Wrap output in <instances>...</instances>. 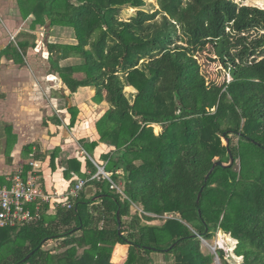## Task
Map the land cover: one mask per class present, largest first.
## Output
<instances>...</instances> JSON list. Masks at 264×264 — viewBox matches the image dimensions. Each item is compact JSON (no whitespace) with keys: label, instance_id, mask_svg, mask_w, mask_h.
Instances as JSON below:
<instances>
[{"label":"trees","instance_id":"16d2710c","mask_svg":"<svg viewBox=\"0 0 264 264\" xmlns=\"http://www.w3.org/2000/svg\"><path fill=\"white\" fill-rule=\"evenodd\" d=\"M156 2L148 11L146 0H18L34 26L49 19L74 29L77 44L47 43L51 68L71 94L92 87L93 100L109 104L96 121L99 141L110 146L101 164L125 182L122 194L91 181L94 196L83 190L72 208L48 214L46 205L32 223L0 227V264H162L159 255L213 264L200 238L218 231L236 242L234 263L217 249L225 264H264V9L234 0ZM126 7L136 15L122 18ZM209 45L231 81H207L197 54ZM69 111L74 126L79 109ZM82 143L91 155L99 144ZM59 151L50 154L55 169ZM217 161L225 166L206 181ZM87 165L97 172L89 158ZM63 167L67 179L85 176L77 157ZM133 204L148 213L147 224L131 216ZM118 244L129 247L123 262L112 260Z\"/></svg>","mask_w":264,"mask_h":264},{"label":"crops","instance_id":"0c3cea01","mask_svg":"<svg viewBox=\"0 0 264 264\" xmlns=\"http://www.w3.org/2000/svg\"><path fill=\"white\" fill-rule=\"evenodd\" d=\"M34 19L33 14L27 18L22 16L18 0H0V178L4 181L18 172H23L26 177L28 172L35 169L44 192L51 196V201L44 202L41 210L48 205V214H54L58 209L57 202L68 195L76 179L94 174L87 165V158L97 163L104 162L102 155L110 150V146L99 141L96 121L108 110L109 104L95 102L97 108L102 105L105 111L90 120L89 124L88 119L83 120L82 101L73 95H79L80 90L95 94V90L82 87L76 94H71L58 73L51 68L47 48L48 42L77 44L74 30L63 26L51 27L49 19L43 25L34 26ZM59 33L62 38L58 37ZM12 36L15 38L12 39ZM20 43L24 44V50ZM73 60H61L60 64L63 66L62 62L72 63ZM58 97L65 98V102ZM70 107L79 109L74 126L70 125L73 113L69 111ZM72 137L98 141L99 144L91 155L81 144L77 147L69 145ZM56 147H60V151L55 160V169L50 154ZM71 157H77L82 162L81 171L85 176L73 172L75 176L70 179L65 177L63 165ZM31 161L36 162L38 167L33 168ZM117 171L123 172L119 175H125L122 169ZM90 186L97 191L95 186ZM94 194L88 193L87 198ZM95 197L93 200L99 199ZM118 250L120 255L116 258ZM128 250L127 245L118 244L113 262H123Z\"/></svg>","mask_w":264,"mask_h":264},{"label":"built area","instance_id":"2783aa9c","mask_svg":"<svg viewBox=\"0 0 264 264\" xmlns=\"http://www.w3.org/2000/svg\"><path fill=\"white\" fill-rule=\"evenodd\" d=\"M83 153L89 156L86 151H83ZM92 160L98 167L97 172L88 175V177L77 178L68 195L57 202V207L72 208L73 200L79 198L85 187L94 180L108 181L111 189H117L124 194L123 185L113 179V172L107 171L105 164ZM30 164L33 168L38 167L34 161H31ZM22 173L18 172L13 176H8L4 181L0 178V227H14L23 223L34 222L40 218L41 205L44 202L51 201V196L44 192L35 169L28 172L26 177ZM117 174H123V172L117 171ZM73 176H75V173H73ZM32 206H34V209H32ZM136 210L140 212V215L148 214L142 208L137 207Z\"/></svg>","mask_w":264,"mask_h":264},{"label":"rangeland","instance_id":"374dc122","mask_svg":"<svg viewBox=\"0 0 264 264\" xmlns=\"http://www.w3.org/2000/svg\"><path fill=\"white\" fill-rule=\"evenodd\" d=\"M147 4L146 6L143 7V9L148 10V11H153L154 9H156L157 6V2L156 0H146ZM238 3H242V4H246V5H252V6H258L260 8L264 9V2H262L261 0H234ZM256 1H258L260 4L256 3ZM137 8H131V7H126L122 13H121V17L124 19H129L131 17H133L134 15H136L137 13ZM74 30V29H73ZM60 38H62V34L59 33ZM15 37L12 36V39H14ZM69 39L72 37H68ZM198 60L202 66V72L204 73L207 81L209 82H216L218 84H222L225 81H231L232 80V76L228 73V71L223 67L222 63L219 60H215L216 56H215V51L213 49V47L211 45H209L204 51H200L198 54ZM66 63V64H65ZM69 63H71V61H67V62H62V64L64 65H69ZM63 65V66H64ZM94 89V88H93ZM127 96H129L131 99L135 98V95L137 93V90L132 87H126L125 89ZM91 92L89 90H85L83 92H81L80 90V94L79 95H73L75 99L79 98V100L82 101V115H83V120L84 119H88V124L91 122L90 120L95 119V117H97V115H100L103 111H105L104 106L100 105L99 108H97V106L94 104L95 101L93 100L94 97V92H92L91 94H93V96H91L90 94ZM60 101L65 102V98H61L58 97ZM104 105V104H103ZM93 107V108H92ZM97 109V110H96ZM95 111V112H94ZM86 123V122H84ZM86 123V125H88ZM154 131L156 134H159L162 130L161 126L158 124H154ZM78 137V136H77ZM71 142L68 143L70 144H74L75 147L80 146V144L83 146L82 140L83 139H76L73 138L70 139ZM239 141V138L234 137L233 138V142L235 144H237ZM94 163V162H93ZM239 168V167H237ZM122 185H124V179H122ZM94 187L87 185L84 189L85 192H87V194L89 193L90 195H92L93 193H95V191L93 190ZM139 207L136 204L132 205V209H131V216H138L141 220L143 224H147L146 221L143 219V217L139 214L140 212L136 210V208ZM164 218H160V219H156L153 221H150L149 224H162ZM224 238L225 242L224 245H221L220 243V239ZM236 246V242L231 239V237L229 235H225L222 231H218L217 234L211 238V239H206V238H200V247L201 250L205 253H212L215 254V260L213 264H225V261L222 260L219 255H217V249H223L226 252V258L229 262L234 263V253H233V248H235ZM160 255L157 257V260L162 263V264H171L172 261H174L173 256H171V258L169 259L170 256H161ZM166 260V261H165Z\"/></svg>","mask_w":264,"mask_h":264},{"label":"water","instance_id":"95a60500","mask_svg":"<svg viewBox=\"0 0 264 264\" xmlns=\"http://www.w3.org/2000/svg\"><path fill=\"white\" fill-rule=\"evenodd\" d=\"M230 155H231V160L234 161V158H233V156L231 154V150H230ZM216 166H225V164L222 161H217L215 163V165L212 167V169L209 171V173L206 175V178H205L206 181L209 179V177L213 173V171H214V169H215ZM201 194H202V191L199 193L198 200H197L198 202H199V200L201 198ZM117 220H118V223H119V226L118 227L120 229L121 228V216H120V211L119 210H118ZM174 245H176V243ZM29 257H30V255H28L24 260H27Z\"/></svg>","mask_w":264,"mask_h":264},{"label":"bare ground","instance_id":"6f19581e","mask_svg":"<svg viewBox=\"0 0 264 264\" xmlns=\"http://www.w3.org/2000/svg\"><path fill=\"white\" fill-rule=\"evenodd\" d=\"M220 242H221V243H220L221 245H224V242H225V241H224V238L220 239Z\"/></svg>","mask_w":264,"mask_h":264}]
</instances>
